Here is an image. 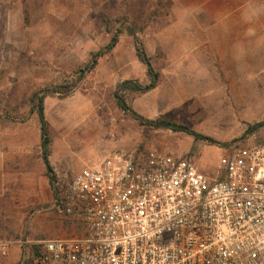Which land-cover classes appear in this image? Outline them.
Returning a JSON list of instances; mask_svg holds the SVG:
<instances>
[{"label":"rangeland","instance_id":"obj_1","mask_svg":"<svg viewBox=\"0 0 264 264\" xmlns=\"http://www.w3.org/2000/svg\"><path fill=\"white\" fill-rule=\"evenodd\" d=\"M212 4L0 0V246L6 245L0 264H26L39 243L76 234L51 208L64 175L124 149L141 156L154 151L187 158L198 171L215 177L220 158L264 121V34H245L242 25L237 35L228 24L214 28ZM131 29L159 78L148 92L120 93L125 110L114 96L118 85L125 80L149 84ZM118 30L114 48L77 81L91 56L107 47ZM70 85L75 87L67 95L44 99L54 194L41 159L32 97ZM132 112L150 120L167 118L213 142L149 129ZM254 131L264 141V127Z\"/></svg>","mask_w":264,"mask_h":264},{"label":"built area","instance_id":"obj_2","mask_svg":"<svg viewBox=\"0 0 264 264\" xmlns=\"http://www.w3.org/2000/svg\"><path fill=\"white\" fill-rule=\"evenodd\" d=\"M51 208L76 234L39 243L28 264H264V141L247 134L215 177L116 149L64 175Z\"/></svg>","mask_w":264,"mask_h":264},{"label":"trees","instance_id":"obj_3","mask_svg":"<svg viewBox=\"0 0 264 264\" xmlns=\"http://www.w3.org/2000/svg\"><path fill=\"white\" fill-rule=\"evenodd\" d=\"M23 14H24V22L28 23V15H27V9L26 7L23 8ZM120 33V30L116 32V34L113 36L111 43L105 47L103 50L98 51L94 55L91 56L89 62L86 64V66L79 71L77 81H80L84 76L91 73L95 67L97 66L98 60L103 57L106 53L111 51L114 46L117 43V37ZM131 35L134 39V50L135 55L137 59L145 66L146 68V74L149 78V84L143 85L139 81H131V80H125L121 82L115 93L114 96L116 98V103L119 107L129 110L128 107L125 105L124 101L121 99V95H119L122 92H129V93H145L152 89H154L158 84V73L154 70V67L150 61L149 56L147 55L145 48L141 42V40L137 37L135 30H130ZM76 84V83H75ZM75 85H70L68 87L64 86H58L51 89H45L42 91H39L33 95V101L36 102L37 105V117L40 124V147H41V159L45 166L47 176L49 178V182L54 190V194L56 193L55 187H54V176L53 171L51 168V165L49 163V156L51 153L50 145H51V139L49 135L48 130V124L45 120L44 116V99L47 95H54V94H63L67 95L69 92H71L74 89ZM132 115L134 118L142 125L148 127L149 129L153 130H169L172 132H182L187 134L188 136L193 137L194 139H201L207 142H213L209 137H205L196 131L192 130L191 128L177 124L167 118H160L156 120H150L145 119L144 117L132 112ZM264 127V121L256 124L254 127H251L250 132L256 130L257 128ZM55 197H57L55 195ZM38 252H36L37 255ZM35 255V256H36ZM27 262L26 264H28Z\"/></svg>","mask_w":264,"mask_h":264},{"label":"crops","instance_id":"obj_4","mask_svg":"<svg viewBox=\"0 0 264 264\" xmlns=\"http://www.w3.org/2000/svg\"><path fill=\"white\" fill-rule=\"evenodd\" d=\"M212 1L211 17L214 28L221 29L228 24V27L233 29L232 34L237 35L239 26L242 25L245 34L256 32L264 34V0ZM248 6H253L251 12L247 10Z\"/></svg>","mask_w":264,"mask_h":264}]
</instances>
